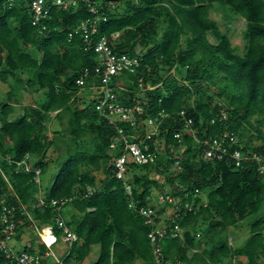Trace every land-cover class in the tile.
<instances>
[{
  "label": "trees",
  "instance_id": "obj_1",
  "mask_svg": "<svg viewBox=\"0 0 264 264\" xmlns=\"http://www.w3.org/2000/svg\"><path fill=\"white\" fill-rule=\"evenodd\" d=\"M92 1L107 18L99 21L91 43L103 35L113 39L119 33L113 49L140 59L134 71L113 79L117 100L141 105L142 117L155 116L161 110L169 114L159 134L165 140L166 152L159 153L156 163L167 172L168 191L176 195L189 192L184 202L194 205L192 209L183 205L176 217L183 236L160 241L167 257L184 264H233L236 257L245 256L246 264H264V180L257 165H236L231 154L210 159L201 156L203 139L227 129L238 135L237 147L264 153V0ZM30 2L0 0V79L10 83L7 99L0 98V199L16 207V236L20 238L23 229L34 223L24 212L26 204L35 222L40 227L52 225L61 239L54 206H32L41 189L34 180L35 168H41L42 180L52 159L47 151L56 140L49 139L46 130L51 112L57 111L60 120L68 115L72 136L44 196L47 201L72 197L65 204L75 209L70 219L63 209L61 213L81 240L68 246L62 261L49 255L43 263L50 264L54 257L53 264H81L98 244L99 255L91 264H135L137 258L143 264H157L148 236L151 227L130 206L131 200L137 207L148 204L153 187L160 186L147 171L155 163L132 165L140 171L133 174V180L129 178L130 195L125 179L116 175L115 158L123 153L116 135L120 126L130 132L134 129L129 122L112 124L106 115L109 105L104 110L98 108L104 93L100 80L87 77L84 84L76 81L86 66L97 63V52L81 32L73 37L69 32L93 13L84 0L68 8L52 5L50 16L35 24ZM46 2L49 5L52 0ZM216 3L246 19L243 53L210 16ZM160 23L165 25L162 34ZM207 83L217 90L210 93ZM21 85L42 90V95L22 113L12 115L16 110L12 99ZM82 90L89 99L80 96ZM140 91L143 94H138ZM189 117L192 123L187 125ZM246 125L257 132L260 143L256 146H252V139L245 143L240 139ZM177 131H182L181 137L175 136ZM87 133H91L90 139L85 138ZM149 142L154 148L152 139ZM112 143H117L116 147ZM173 147H179L178 154ZM177 158L181 169L169 172ZM28 162L31 170L26 169ZM99 169L105 173L101 180L95 174ZM196 188L201 194L195 195ZM167 207L161 206L159 214ZM250 216V235L242 245L233 246L229 227ZM38 245L41 253L48 250L44 242ZM22 249L36 251L33 245ZM7 262L2 252L0 264Z\"/></svg>",
  "mask_w": 264,
  "mask_h": 264
},
{
  "label": "built area",
  "instance_id": "obj_2",
  "mask_svg": "<svg viewBox=\"0 0 264 264\" xmlns=\"http://www.w3.org/2000/svg\"><path fill=\"white\" fill-rule=\"evenodd\" d=\"M30 6L33 13V22L39 24L42 19L50 16V9L52 5H58L60 8H68L71 5H78L80 0H52L51 4L46 5V0H30ZM83 1V0H82ZM87 2L92 15L86 19H82L78 25L73 27L69 36L73 37L76 33L81 32L85 40L93 45L94 50L97 52V63L92 66H86L81 76L76 79L77 83L84 84L87 82L86 78L90 77L91 80H100L102 84L99 86L100 91H104L103 98L98 105V108L104 110V107L109 105L110 111L106 113L110 118L112 124H120L121 122H129L133 127L134 132H130L123 126L118 127V134L116 135L121 144L123 145V153L115 158L116 175L117 177L125 179L126 189L130 195H132V184L129 182V169L134 164H146L156 163L159 153L161 152L162 141L164 138H160L161 125L165 117L169 114L161 110L155 116L142 117L144 111L143 107L139 104L125 105L117 100V95L113 90V79L117 76L124 74L126 71H134L140 65V59L138 56H129L127 53H118L113 49V43L118 39L119 33L114 36L113 39H109L108 36L103 35L95 44L91 43V37L98 30V23L103 18H107L104 11L101 12L100 7L97 6L95 1L84 0ZM119 85L120 81H115ZM143 88V83H140ZM151 87V86H149ZM101 96V93H99ZM181 115L185 117V111H181ZM226 113L223 112L222 117H225ZM192 123V118H187V125ZM191 126H188L190 129ZM182 131L175 133L176 137H181ZM154 142L155 147H151V140ZM239 138L236 132L229 129L219 133L216 136L203 139L204 149L202 151V157L205 159L210 158H223L224 156L231 154L234 158L236 165H242L243 163H253L257 165L258 171L264 180V153L254 150H244L236 145L239 143ZM112 147H116L117 143H112ZM177 169H181L180 159L177 158L174 162ZM26 169L31 170L32 165L30 162L26 163ZM34 180L41 184V168H35ZM91 189V186H88ZM195 195L201 194L198 188L195 189ZM189 192L184 194H173L170 191L164 190L156 195V205L149 202L137 207L135 200H131L130 206L137 209L143 216L145 222L150 225L149 238L153 245V251L157 264H184L179 259L167 257L163 250V246L160 241L166 238L174 236H183V229L179 222L176 221V217L180 215L181 208L188 207L193 208V202H184L185 196ZM5 198L0 199L2 208L0 210V254H5L8 262L6 264H44L43 260L45 256H56L52 247L58 243L57 233L51 228V233L54 239L51 243L45 240L43 236L42 228L40 235L42 240L48 246V250L43 254L37 248L35 252H30L26 249L15 247V235L17 233V216L15 213L16 207L12 204H6ZM72 197L65 198H52L47 201L44 197L38 196L37 202L32 203V206H42L51 204L57 210L56 224L62 229L60 234V240L65 242L68 246L75 241L81 240L80 236L74 231L66 222L65 217L61 211L64 209L66 202L71 201ZM151 200V198H150ZM172 209V217L169 221L163 218L159 214L158 210L161 206H168ZM27 208V207H26ZM31 217L30 213H28ZM170 222V223H169ZM57 260H60L57 258ZM62 264V263H60Z\"/></svg>",
  "mask_w": 264,
  "mask_h": 264
},
{
  "label": "rangeland",
  "instance_id": "obj_3",
  "mask_svg": "<svg viewBox=\"0 0 264 264\" xmlns=\"http://www.w3.org/2000/svg\"><path fill=\"white\" fill-rule=\"evenodd\" d=\"M210 16L214 19H216L221 27V29L225 32L228 33L231 42L234 46L237 47L238 52L243 53L246 47L247 40L244 37V29L246 27V19L241 16L240 14H236L231 12L228 8L225 9L218 3L214 4L210 8ZM165 28V25L160 23L159 25V32L160 34L163 33ZM121 38L123 36H120ZM209 38L212 41H215V38L212 34H209ZM174 73L177 77H180V72L177 71L176 69L174 70ZM209 92L213 93L217 88L215 85L211 83H207ZM10 90V83L8 82H3L0 79V98L2 99H7V92ZM143 94V91L138 92V94ZM42 95V90H35L34 88H26L21 85V88L19 90V93L12 99V103L14 104L16 110L12 114H17V113H22L24 111V107L28 104H32L36 102V100ZM80 96L84 99H89L90 96L87 93L86 90H82L80 92ZM197 95H194V98ZM192 99V101L194 100ZM215 99H218V97L215 96ZM81 101V105H83ZM57 111H52L51 112V117L47 121V130L46 134L48 135L49 139H55L56 142L49 147L47 151V157L52 158L49 166L47 168V171L42 175V182L40 184L41 189L39 188L37 192V196L44 197L46 195V190L49 187V184L52 182V178L54 173L59 168V160L60 158L66 154V148L68 147V139L72 136L70 132V127L68 124V115H65L62 120L58 119L56 116ZM264 128V125L262 126ZM92 137L91 133H87L85 136L86 139H90ZM242 142H247L249 139H252V146H256L258 143H260V139L257 136L256 130L251 127L246 125V130L244 134L240 137ZM161 146V151L162 154H165L166 152V146L165 142L162 141ZM173 151L175 154H178L180 149L179 147H173ZM60 156V158H59ZM34 159V158H33ZM163 165H158L157 163L153 164L147 171L148 175L151 178H154L160 183V186H155L153 187L152 195L150 196L151 200L150 202L154 205H156V195L157 193H160L163 189L167 190L170 186H168L166 183V176L167 172H165ZM177 169L176 165L174 163L170 166L168 169L169 172L175 171ZM140 168L137 170L133 169V166H130L129 169V177L130 179L133 180V174L135 172H139ZM143 172H145L143 170ZM97 179L101 180L102 177L105 176V173L103 169H99L95 172ZM135 184V183H134ZM206 193V192H205ZM203 193L202 197L206 199V194ZM37 202V201H36ZM24 208L27 207L26 204L23 205ZM30 210V208L28 207ZM75 209L72 207V205H67L64 207L63 211L65 213L66 219H70L72 212ZM172 215V209L171 207H167L165 212H163V215H161L163 218H167ZM252 223V217H246L243 220H241L237 225H233L229 227L228 230V238H229V243L232 244L233 246H239L244 243V241L247 239V237L251 233V226ZM40 225L38 223H33L31 226L28 228H24L20 238L16 237V246L17 247H23L24 245H33L34 248L39 249V243L42 242L40 234ZM19 238V239H17ZM203 246V245H202ZM201 246V247H202ZM68 249V245L65 242H62L61 240L55 245V247H52V250L55 252L56 257L55 258H60V261H62V258L65 256L66 251ZM201 250V248H200ZM192 253V252H190ZM99 255V245L94 244L92 246V250L89 253V255L81 262V264H91L93 261L97 259ZM52 257V256H50ZM52 257V262L50 264L55 263V258ZM54 258V259H53ZM248 261L247 257L245 256H238L233 260V264H246ZM143 260L141 258H137L135 260V264H143ZM62 264H64L62 262ZM75 264V263H74Z\"/></svg>",
  "mask_w": 264,
  "mask_h": 264
},
{
  "label": "clouds",
  "instance_id": "obj_4",
  "mask_svg": "<svg viewBox=\"0 0 264 264\" xmlns=\"http://www.w3.org/2000/svg\"><path fill=\"white\" fill-rule=\"evenodd\" d=\"M22 207H23V206H22ZM23 209H24V212H26V214L28 215V217H29V218L34 222V224H35L36 222H35L34 218L32 217L31 212H30L29 209H28V206H27V208H24V207H23ZM28 213H30L31 217L29 216ZM46 227H49V228L52 227V228H53L52 225H43V226L40 227L39 234H40V231H42V228H45V229H46ZM45 229H44V230H45ZM50 229H51V228H50ZM43 232H44V231H43ZM43 232H42V233H43ZM16 234H17V233H16ZM16 237H17V236L15 235L14 243H17V242H16ZM40 237H41V235H40ZM57 239H58V237H57ZM41 240H42V237H41ZM59 241H60V239H59ZM59 241H58V242H59ZM42 242H44V241L42 240ZM62 242H63V241H62ZM44 243H45V242H44ZM45 244H46V243H45ZM15 247H16V246H15ZM16 248H23V247H16Z\"/></svg>",
  "mask_w": 264,
  "mask_h": 264
},
{
  "label": "bare ground",
  "instance_id": "obj_5",
  "mask_svg": "<svg viewBox=\"0 0 264 264\" xmlns=\"http://www.w3.org/2000/svg\"><path fill=\"white\" fill-rule=\"evenodd\" d=\"M43 236L45 237V240L48 241L49 243L52 242L54 239L53 234L51 233V229L49 227H46V229L43 232Z\"/></svg>",
  "mask_w": 264,
  "mask_h": 264
},
{
  "label": "crops",
  "instance_id": "obj_6",
  "mask_svg": "<svg viewBox=\"0 0 264 264\" xmlns=\"http://www.w3.org/2000/svg\"><path fill=\"white\" fill-rule=\"evenodd\" d=\"M17 239H19V238H17ZM15 246H16V243H15ZM17 247V246H16Z\"/></svg>",
  "mask_w": 264,
  "mask_h": 264
},
{
  "label": "water",
  "instance_id": "obj_7",
  "mask_svg": "<svg viewBox=\"0 0 264 264\" xmlns=\"http://www.w3.org/2000/svg\"><path fill=\"white\" fill-rule=\"evenodd\" d=\"M19 116H21V114Z\"/></svg>",
  "mask_w": 264,
  "mask_h": 264
}]
</instances>
